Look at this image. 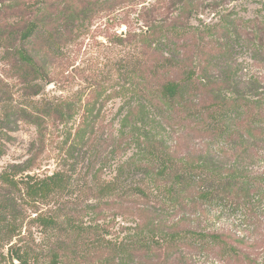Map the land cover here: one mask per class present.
Instances as JSON below:
<instances>
[{"label": "rangeland", "instance_id": "rangeland-1", "mask_svg": "<svg viewBox=\"0 0 264 264\" xmlns=\"http://www.w3.org/2000/svg\"><path fill=\"white\" fill-rule=\"evenodd\" d=\"M186 2L193 6L191 26L212 25L230 11L245 18L264 16L258 0L109 2L75 31L58 56H45L50 75L36 87L39 94L12 74L0 43L5 145L0 176L9 174L19 185L9 186L0 177V197L12 200L17 227L0 247V264H23L10 254L11 245L28 254V264H54V250L61 264H264V114L254 115L256 109L249 114L241 104L248 100L264 108V46L260 51L240 45L220 66L204 63L210 85L172 103L159 97L158 86L184 75H125L122 70L145 54L150 68L158 58L151 50L152 25L174 23ZM183 43L164 44V56L182 52ZM212 80L221 82L220 94L235 105L225 117L224 134L207 130L210 118L200 112L216 103ZM55 103L63 105L65 116L48 112ZM40 105L44 112L36 109ZM152 151L204 165L229 184L212 201L184 195L171 200L153 189L162 180L155 177ZM55 171L71 176L72 191L32 202L22 179ZM114 178L146 183L150 196L99 195L97 185ZM39 215L63 223L73 217L87 235L66 237L40 224ZM188 230L220 234L226 249L235 247L238 256L190 238L174 245L165 240Z\"/></svg>", "mask_w": 264, "mask_h": 264}, {"label": "trees", "instance_id": "trees-1", "mask_svg": "<svg viewBox=\"0 0 264 264\" xmlns=\"http://www.w3.org/2000/svg\"><path fill=\"white\" fill-rule=\"evenodd\" d=\"M127 0H0V43L4 46L5 60L13 75L29 87L36 88L41 82L47 81L49 68L46 62L48 55H59L66 43L72 40L75 31L83 28V23L101 8H107V3L121 6ZM260 11L264 10V0ZM187 3V4H186ZM183 4V12L172 24L152 25L153 31L150 40L153 53L158 58L150 68L145 56L137 57L134 65L123 66L125 75H165L170 72L184 75L180 79L167 80L158 86L159 97L168 103L179 98H184L190 92H202L209 86L211 79L207 76V66L204 63H212L220 66L227 53L233 52L238 46H254L261 51L264 46V16L263 18H245L241 15H233V11L221 14L219 20L206 27L191 26L188 20L192 4ZM191 4V5H190ZM193 7V6H192ZM187 8V10H186ZM183 41L181 51L177 54L164 56L162 47L170 41ZM252 44V45H251ZM211 46L212 48L208 47ZM145 53V52H144ZM197 60L195 63H187V60ZM227 71L228 68H227ZM213 81V96L216 103L204 105L202 114L210 118L207 130L222 132L226 129L225 117L231 114L235 105L230 104L227 97H223L220 81ZM139 86V82L133 81ZM36 88L34 94L40 93ZM259 103V102H257ZM243 108L248 113L256 109L254 115L263 116L264 108L250 101H244ZM203 106V107H204ZM232 106V107H231ZM264 106V105H263ZM215 107V108H214ZM256 107V108H255ZM42 105L36 107L44 112ZM47 107H45L46 109ZM229 108H232L231 110ZM50 114H61L65 116L63 105L55 103L48 106ZM207 111V112H206ZM39 114V113H38ZM40 115V114H39ZM0 130V157L4 154L5 145L2 142ZM153 161L157 162L155 177L162 180L160 185L153 188L161 192L171 200H179L181 196L195 197L202 200L212 201L219 198L221 190H225L229 181H224L212 169L204 165H192L180 162L176 158L163 153H153ZM1 179L9 186L18 187V181L6 173L1 174ZM232 179V177H230ZM124 180V179H123ZM122 179L100 182L98 194L101 196H112L115 194H140L144 197L150 196L146 183L127 184ZM24 192L34 203L46 201L55 195L69 193L72 191L71 176L65 171H55L45 177L27 175L22 179ZM232 184H237L232 179ZM245 184V183H244ZM14 208L10 197H0V247L5 239H12L17 234L16 221L14 219ZM38 222L45 227L65 233L66 237L74 235L78 240L87 235V229L78 223L73 217L65 219V223L54 216H42L37 218ZM10 236V237H8ZM192 239L198 243L217 244L225 248L227 254L237 257L238 250L230 246L226 249L225 239L220 234L188 230L186 232H175L168 234L165 239L170 245L185 242ZM95 244V242H93ZM153 243H160L153 241ZM9 252L23 264H28L29 257L26 252L21 253L18 248L11 245ZM53 263L61 264V254L53 251Z\"/></svg>", "mask_w": 264, "mask_h": 264}]
</instances>
